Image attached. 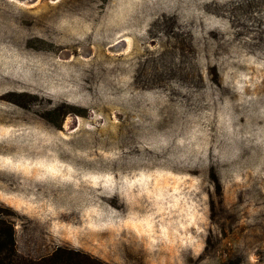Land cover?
<instances>
[{"label":"rangeland","instance_id":"1","mask_svg":"<svg viewBox=\"0 0 264 264\" xmlns=\"http://www.w3.org/2000/svg\"><path fill=\"white\" fill-rule=\"evenodd\" d=\"M0 216L32 258L264 264V0H0Z\"/></svg>","mask_w":264,"mask_h":264},{"label":"trees","instance_id":"2","mask_svg":"<svg viewBox=\"0 0 264 264\" xmlns=\"http://www.w3.org/2000/svg\"><path fill=\"white\" fill-rule=\"evenodd\" d=\"M0 264H109L78 249L56 246L50 253L32 258L20 254L14 244L13 228L0 216Z\"/></svg>","mask_w":264,"mask_h":264},{"label":"bare ground","instance_id":"3","mask_svg":"<svg viewBox=\"0 0 264 264\" xmlns=\"http://www.w3.org/2000/svg\"><path fill=\"white\" fill-rule=\"evenodd\" d=\"M18 1H23L24 3H30V2H33V1H35V0H33V1H28V0H18ZM116 47V46H115ZM114 51V50H113Z\"/></svg>","mask_w":264,"mask_h":264},{"label":"water","instance_id":"4","mask_svg":"<svg viewBox=\"0 0 264 264\" xmlns=\"http://www.w3.org/2000/svg\"><path fill=\"white\" fill-rule=\"evenodd\" d=\"M28 1H33V0H28Z\"/></svg>","mask_w":264,"mask_h":264}]
</instances>
